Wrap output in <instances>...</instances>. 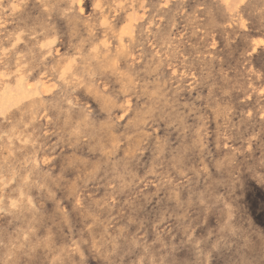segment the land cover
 <instances>
[{
	"label": "clouds",
	"instance_id": "obj_1",
	"mask_svg": "<svg viewBox=\"0 0 264 264\" xmlns=\"http://www.w3.org/2000/svg\"><path fill=\"white\" fill-rule=\"evenodd\" d=\"M0 264H264V0H0Z\"/></svg>",
	"mask_w": 264,
	"mask_h": 264
},
{
	"label": "rangeland",
	"instance_id": "obj_2",
	"mask_svg": "<svg viewBox=\"0 0 264 264\" xmlns=\"http://www.w3.org/2000/svg\"><path fill=\"white\" fill-rule=\"evenodd\" d=\"M257 196H259L260 194H256ZM258 208H259V204H258Z\"/></svg>",
	"mask_w": 264,
	"mask_h": 264
}]
</instances>
